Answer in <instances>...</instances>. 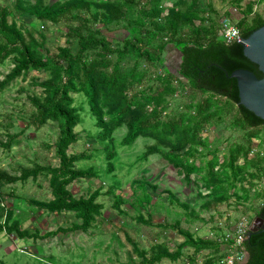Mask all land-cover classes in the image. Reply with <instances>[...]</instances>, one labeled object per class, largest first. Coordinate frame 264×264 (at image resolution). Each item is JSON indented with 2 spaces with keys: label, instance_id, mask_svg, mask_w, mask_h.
<instances>
[{
  "label": "trees",
  "instance_id": "trees-1",
  "mask_svg": "<svg viewBox=\"0 0 264 264\" xmlns=\"http://www.w3.org/2000/svg\"><path fill=\"white\" fill-rule=\"evenodd\" d=\"M245 0H231V5L240 6ZM264 1V0H259ZM163 0H56L46 3L36 0H17L14 8L0 6V64L11 57L15 59V67L5 80H0V95L17 79L30 72H45L50 78L42 82V96L32 98L36 109L32 125L42 128L49 122L57 123L60 130L56 143V154L60 160L58 167L37 165L32 170H25L20 177H9L10 183L37 179L47 175L53 200L34 202L40 210L52 214L74 213L81 221L70 229H59L46 236L31 234L19 229L17 223L10 226V219L0 224V234L18 231L21 238H45L61 232L88 233L97 218L101 217L104 206L98 202L101 191L98 190L87 197L77 198L70 187L80 180L98 178L96 168H80L78 164L91 161L89 153L71 154L72 146L80 141L76 129L83 120L75 106L73 95L84 94L87 98L91 115L96 127L101 130L99 139L110 143L106 147L107 159L113 161L115 136L126 130V136L120 145L132 147L140 139L154 140L159 146H152L146 158L161 155L163 159L176 169H182L186 181L199 184L212 195L214 200L224 201L229 198V186L236 188L238 182L251 169L250 178L264 176V161L252 158L253 140L258 139L264 121L240 104L238 82L231 75L238 70H248L259 79L263 74L258 66L245 55L244 47L235 43L228 45L221 36L220 27L203 28L206 17L201 14L198 3H193L186 11L173 9L165 14ZM140 7L141 18L131 21V9ZM246 16L239 22L244 38H249L256 30L264 26V18L254 14L250 23L248 18L253 14V4L248 3ZM89 16L86 18V16ZM16 16H30L43 24L59 25L63 22H79L70 25L67 44L59 48L55 55H45L38 48L28 43L20 29ZM104 22L107 25L129 22L130 37L123 46L114 43L90 27L91 21ZM131 21V22H130ZM78 45L77 52L74 45ZM177 74L170 69L175 62ZM128 58L145 60L165 69L168 78L159 77L161 86L139 101L132 99L131 88L135 82L142 81L143 75L137 69L125 72L121 63ZM169 65H168V61ZM174 81H178L184 89L205 96L204 100L192 108L196 116L191 120L180 116L167 123L154 122L165 111V99L174 95ZM224 98L225 105L220 99ZM223 108H237L236 125L247 133V142L232 147L229 157L214 155L207 163L198 159L203 152L206 139L200 132L204 125L221 115ZM160 147L167 148L162 152ZM109 148V149H107ZM110 171L114 166L110 164ZM205 174V176H203ZM224 175V176H223ZM133 185L143 189L151 184L147 181H135ZM170 202L180 203L174 193L170 194ZM151 202V198L147 197ZM259 218L264 220V194ZM189 209L187 204H181ZM187 238L183 247H193L197 252L222 247L217 241L196 239L189 232H183ZM166 247V246H165ZM164 247V248H165ZM150 259L144 258L143 264H159L164 260L178 261L181 249L173 254L166 248ZM249 259L246 264H264V230L253 234L245 244ZM164 249V250H163ZM207 264H215L211 260Z\"/></svg>",
  "mask_w": 264,
  "mask_h": 264
},
{
  "label": "rangeland",
  "instance_id": "rangeland-1",
  "mask_svg": "<svg viewBox=\"0 0 264 264\" xmlns=\"http://www.w3.org/2000/svg\"><path fill=\"white\" fill-rule=\"evenodd\" d=\"M34 3L36 0H27ZM52 3L56 0H45ZM17 0H0L1 7L14 8ZM198 3L201 14L207 19L203 28H218L228 19L239 28L244 19L248 3L253 4V14L264 18V1L245 0L240 6L231 5V0H163L165 14L177 9L186 11L193 3ZM140 7L131 9V21L141 18ZM92 16V15H91ZM89 14L86 18L91 17ZM20 29L28 43L38 48L45 55H55L59 48L66 46L70 25L79 22H63L59 25L43 24L30 16H16ZM130 21V22H131ZM90 27L111 40L115 46H123L130 37L129 22L107 25L92 20ZM240 29V28H239ZM78 45H74L77 52ZM174 63L167 62L173 73L177 74L176 57ZM125 59L121 65L125 72L137 69L143 75L142 81L135 82L131 88L132 99L143 101L145 96L154 93L161 84L159 77L168 78L165 69L145 60ZM15 59L11 57L0 64V80L13 71ZM50 78L45 72H30L15 80L0 95V224H5L7 217L10 226L18 224L19 229L31 234L46 236L59 229H70L81 223L74 213L52 214L40 210L34 202L53 200L50 180L47 175L27 181L9 182V177H20L25 170H32L37 165L58 167L60 160L56 154V143L60 130L57 123L49 122L42 128L32 125L36 109L32 98L42 96L40 84ZM176 93L165 99V111L155 119L151 112L149 118L154 122L167 123L187 116L189 120L196 116L193 106L200 104L205 96L186 90L174 81ZM82 124L76 129L80 141L71 147V154L89 153L91 161L78 164L80 168L94 167L98 178L80 180L70 190L75 197H87L100 190L98 202L104 206L101 217L88 233L61 232L45 238H21L18 231L13 234H0V264H143L144 258L150 259L165 248L175 254L181 249L178 261L164 260L159 264H215L238 251L229 246L212 247L197 252L193 247H183L187 238L183 232L191 233L196 239L215 241L231 232L233 227L245 218L249 229L258 223L259 212L264 194V176L252 179L249 173L243 175L244 182H238L236 188L229 186V198L224 201L214 200L212 195L199 184L186 181L182 169L169 165L161 155L146 158L152 146H159L154 140L140 139L132 147H122L120 143L126 136V130L115 136L117 156L113 161L107 159L106 147L99 139L96 121L84 94L73 95ZM225 105V99H220ZM237 108H223L221 115L204 125L200 132L206 139L201 155L197 156L208 162L214 155L229 157L232 147L247 142V133L235 122ZM258 139L253 140L252 158L264 161V128ZM109 149V148H107ZM162 152L167 148L160 147ZM110 164L114 169L110 171ZM205 176V174L203 175ZM224 176V175H223ZM147 181L151 184L146 189L133 185L135 181ZM174 193L181 204L171 203L170 194ZM147 197H150L151 202ZM220 244V243H219ZM164 248V249H165ZM163 249V250H164ZM249 259V256H248ZM223 264V263H222Z\"/></svg>",
  "mask_w": 264,
  "mask_h": 264
},
{
  "label": "water",
  "instance_id": "water-1",
  "mask_svg": "<svg viewBox=\"0 0 264 264\" xmlns=\"http://www.w3.org/2000/svg\"><path fill=\"white\" fill-rule=\"evenodd\" d=\"M241 45L244 47L246 57L264 75V26L256 30L249 38H244ZM231 78L238 82L240 104L264 121V76L259 79L257 75L248 70L235 71ZM264 230V220L258 218V223L250 229L248 240L253 234Z\"/></svg>",
  "mask_w": 264,
  "mask_h": 264
},
{
  "label": "built area",
  "instance_id": "built-area-1",
  "mask_svg": "<svg viewBox=\"0 0 264 264\" xmlns=\"http://www.w3.org/2000/svg\"><path fill=\"white\" fill-rule=\"evenodd\" d=\"M221 36L228 45L235 43L241 44L244 40L240 29L228 19L222 23ZM252 155L253 154H251V156ZM249 232V223L245 218H242L235 228L233 227L231 232H227L223 235L221 240H219L218 237H214L215 241L223 246H229L230 249L235 251L239 250L237 255H230L226 257L222 261L223 264H246L248 262V253L246 251L245 244L248 241Z\"/></svg>",
  "mask_w": 264,
  "mask_h": 264
}]
</instances>
